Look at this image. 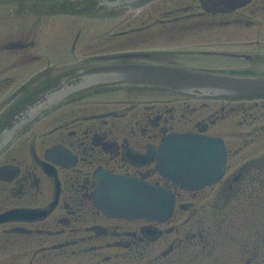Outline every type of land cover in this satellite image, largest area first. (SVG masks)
Listing matches in <instances>:
<instances>
[{"label":"flooded vegetation","instance_id":"obj_1","mask_svg":"<svg viewBox=\"0 0 264 264\" xmlns=\"http://www.w3.org/2000/svg\"><path fill=\"white\" fill-rule=\"evenodd\" d=\"M93 1L0 0V133L35 93L86 68L168 63L247 72L244 27L264 22V0H158L137 12ZM205 56L217 62L197 64ZM227 104L120 86L46 114L0 151V264H264L258 149L228 146L226 174L199 190L156 165L165 135L216 134L213 126H227ZM98 169L168 187L172 216L107 212L95 200Z\"/></svg>","mask_w":264,"mask_h":264},{"label":"water","instance_id":"obj_2","mask_svg":"<svg viewBox=\"0 0 264 264\" xmlns=\"http://www.w3.org/2000/svg\"><path fill=\"white\" fill-rule=\"evenodd\" d=\"M100 6L140 9L155 0H98ZM114 85L159 86L182 94L214 98L264 97V75L229 74L165 64H116L79 70L31 100L22 115L0 135V150L47 112L69 98ZM159 162L161 172L183 186L200 188L224 172L225 145L211 136L181 133L165 138ZM103 207L117 214L165 218L174 207L166 188L132 177L106 175L98 195Z\"/></svg>","mask_w":264,"mask_h":264},{"label":"rangeland","instance_id":"obj_3","mask_svg":"<svg viewBox=\"0 0 264 264\" xmlns=\"http://www.w3.org/2000/svg\"><path fill=\"white\" fill-rule=\"evenodd\" d=\"M215 30L214 32H216ZM260 37V39H258ZM218 37H214L215 41H218ZM244 52L251 54V57L245 58L244 62L240 61V64H243L245 68H250L253 72H264V22L259 23L257 26H248L244 27ZM248 43H260V46L249 45ZM214 57L205 56V58L198 59L197 64L208 65L209 63H215L216 60ZM222 64V63H221ZM220 128L222 125L216 126L213 129V132H221ZM220 130V131H219Z\"/></svg>","mask_w":264,"mask_h":264}]
</instances>
